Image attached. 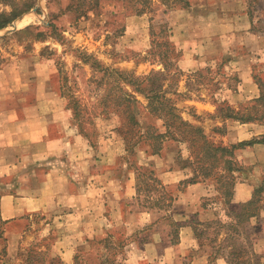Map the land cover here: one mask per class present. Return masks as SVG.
<instances>
[{
  "label": "rangeland",
  "instance_id": "374dc122",
  "mask_svg": "<svg viewBox=\"0 0 264 264\" xmlns=\"http://www.w3.org/2000/svg\"><path fill=\"white\" fill-rule=\"evenodd\" d=\"M28 1L0 0V20L13 18L0 29V67L46 63L68 139L83 145L58 153L66 164L92 161L76 170L91 175L105 212H94V203L93 214L69 213L50 202L48 211L26 218L13 253L0 221V264H25L30 254L34 264H148L133 260L151 238L178 246L186 223L196 245L177 247L166 261L155 250L157 264H264L256 245L264 182L253 205L227 194L253 170L237 159L239 148L242 170L230 173L226 157L209 156L202 142L167 138L153 154L152 139L144 137L166 132L151 110L155 87L213 143H239L229 142L239 124L250 127L248 140L264 142V0H37L17 17ZM124 92L133 97L138 126L130 125ZM228 105L255 118H224ZM170 175L182 179L166 183L162 177ZM194 184L193 193L200 186L207 195L198 199L196 192L184 214L179 197Z\"/></svg>",
  "mask_w": 264,
  "mask_h": 264
},
{
  "label": "crops",
  "instance_id": "0c3cea01",
  "mask_svg": "<svg viewBox=\"0 0 264 264\" xmlns=\"http://www.w3.org/2000/svg\"><path fill=\"white\" fill-rule=\"evenodd\" d=\"M50 75L46 63L42 61H10L0 67V221L9 230L11 253L17 249L28 216L36 211H48L50 202L54 206L58 203L57 207L65 206L69 213L89 211L93 214L94 203L100 205V209L97 207L99 211L94 212L102 215L105 212L102 199L91 192V175L78 174L77 171L76 166L86 169L92 161L82 158L76 160L75 165L74 161L66 164L58 153L67 149L75 151L78 145H83L78 138L68 139L65 114L58 108ZM234 128V132L229 134L230 143L252 137L247 124ZM236 157L253 168L247 179L238 181L234 186L232 201L242 203L250 201L254 191L264 182V143L241 147ZM162 178L166 183L182 179L174 175ZM196 186L186 188L179 197V203L185 208L184 214L192 212L196 192L198 199L207 195V191H201L200 186L193 193ZM133 197L132 192L124 195V199L129 201ZM179 239L178 246H175L166 238L153 242L151 238L133 261L147 259L148 264H157L155 250H159L166 261L177 247L189 249L196 245L190 224L184 225ZM257 243L260 252L264 253V229Z\"/></svg>",
  "mask_w": 264,
  "mask_h": 264
},
{
  "label": "trees",
  "instance_id": "16d2710c",
  "mask_svg": "<svg viewBox=\"0 0 264 264\" xmlns=\"http://www.w3.org/2000/svg\"><path fill=\"white\" fill-rule=\"evenodd\" d=\"M148 1V0H146ZM37 0H29L28 3L25 5V8L20 13L16 14L18 17L20 14H22L24 11L31 9L36 4ZM1 17V15H0ZM13 18L0 20V29L5 28ZM124 101L126 102V113L129 117L130 125L132 127L138 126L139 122L136 119V115L132 108V96H129V93L124 92L123 93ZM151 110L152 113L159 116V118L164 120V125L166 127V132H148L145 134V140H151L152 143H150L152 147V153L153 154H159L162 149V142L167 139H174L179 141H187L191 145L197 144L199 142H202L204 147H206L209 150V156H213V153H219L220 156H225L226 159H224V163L227 167V170L232 173L234 171H241L242 166L239 165V162L235 158V150L237 148L244 147L246 145H253L255 143H264L263 141L259 140H245L241 141L237 144H233L231 146L223 145L222 143L215 144L213 143L208 136L204 133V130L201 126L195 125L191 123L190 121L185 120L180 113L177 110V107L175 106L173 100L171 98L166 97V95L163 93H160L155 87H152V101H151ZM224 118L227 119H240L242 121H249L255 117H252L251 115L248 116H239L238 113H234L232 107L230 105L223 107V115ZM263 117V116H262ZM261 118V117H260ZM128 146H131L132 148L135 146L134 144H131L128 140ZM232 176V175H231ZM263 191V188H258L255 190L254 193V199L249 201V204H256L259 199L257 198V195H260ZM228 195L232 197L233 191L228 192ZM37 260L33 259V256L30 254L28 259L26 260L25 264H34V262Z\"/></svg>",
  "mask_w": 264,
  "mask_h": 264
},
{
  "label": "water",
  "instance_id": "95a60500",
  "mask_svg": "<svg viewBox=\"0 0 264 264\" xmlns=\"http://www.w3.org/2000/svg\"><path fill=\"white\" fill-rule=\"evenodd\" d=\"M15 27H16V25H15ZM7 32H10V31H7Z\"/></svg>",
  "mask_w": 264,
  "mask_h": 264
}]
</instances>
